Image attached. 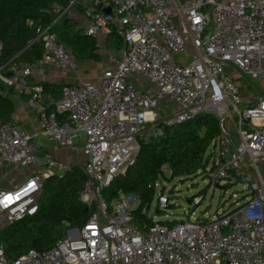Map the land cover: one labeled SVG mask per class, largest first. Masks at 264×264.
<instances>
[{
    "label": "built area",
    "instance_id": "obj_1",
    "mask_svg": "<svg viewBox=\"0 0 264 264\" xmlns=\"http://www.w3.org/2000/svg\"><path fill=\"white\" fill-rule=\"evenodd\" d=\"M95 3L110 12L85 7L84 33L105 36L114 26L122 45L107 53L111 66L96 82L79 78L64 84L60 97L49 103L42 102V87L35 84L28 102L37 111L35 135L58 148L80 145L85 181L79 199L95 210L50 249H28L6 259L0 246V264H264V88L242 97L244 90L234 80L240 74L264 82V0ZM49 28H36L42 56L1 64L0 79L11 83L32 75L47 61L77 69ZM139 78L151 90L139 89ZM203 114L217 119L219 134L208 146L201 173L218 187L241 183V201L206 220L192 217V210L171 226L153 219L135 223L133 194L119 192L107 205L103 189L133 162L143 135ZM33 138L13 121L0 124V163L23 171L19 184L0 188V229L34 215L43 180L72 167L50 152L38 153ZM203 197L192 196L190 204ZM168 205V196L159 193L157 211Z\"/></svg>",
    "mask_w": 264,
    "mask_h": 264
},
{
    "label": "trees",
    "instance_id": "obj_2",
    "mask_svg": "<svg viewBox=\"0 0 264 264\" xmlns=\"http://www.w3.org/2000/svg\"><path fill=\"white\" fill-rule=\"evenodd\" d=\"M70 0H0V65L10 62H31L42 56L41 40L36 28L47 27L57 41L77 60L101 59L98 50L100 38L88 36L76 23L60 12ZM95 10H99L94 5ZM58 9V11H54ZM59 15V16H58ZM31 22V24L29 23ZM122 39L111 25L104 37L106 49H119ZM27 77V76H24ZM42 95L59 98L63 85L38 81ZM13 87L0 80V124L12 122L15 104L11 98ZM47 100L43 103H49ZM158 133L149 134L140 141V149L124 174L113 178L102 191L109 206L119 192L133 194L137 204L132 210L137 224L150 223L141 211L149 207L155 193V184L161 180L187 177L203 167L210 143L219 134L217 119L203 114L192 121L157 127ZM164 170L169 173L166 177ZM85 174L79 165L66 170L62 176L51 175L42 182L38 210L0 229V246L6 259H14L28 249L47 250L63 238L68 228H80L95 210L93 203L79 199ZM170 205V204H169ZM168 205V206H169ZM159 212V211H157ZM176 220L158 221L172 225Z\"/></svg>",
    "mask_w": 264,
    "mask_h": 264
},
{
    "label": "crops",
    "instance_id": "obj_3",
    "mask_svg": "<svg viewBox=\"0 0 264 264\" xmlns=\"http://www.w3.org/2000/svg\"><path fill=\"white\" fill-rule=\"evenodd\" d=\"M71 1L72 0H70V2ZM95 1L96 0H75V2L72 3L69 9L64 12V15L73 20L76 23V26L82 29V31H84V28L87 25V18L83 13L84 8L87 6H91L94 8V5L97 6ZM104 37L105 36L98 37L101 39L98 50L101 59L99 61L76 60L77 69L75 71L58 68L54 66L51 62L47 61L39 65L34 71V73L27 77L17 76L15 79L11 78V83L0 79L6 85L13 87V92L11 94V98L15 104V111L12 119L13 122L22 131H26L34 135L33 141L36 145L38 153L50 152L55 155L57 159L63 161L68 166L80 165L83 162L84 157L82 155L81 147L80 145H77L74 148L69 149L71 152L68 153L71 154L73 160V163L69 164L65 160L66 157L61 153L63 152L62 150H60L61 148L55 147L52 143L48 142L43 137L34 134L38 132L37 111L28 103L30 99V88L33 85L37 84L38 81H45L47 83L64 85L71 83L72 81L76 82V80L80 78L89 79L93 82H96L97 77H99L102 70L111 66L106 60L107 53L116 50V48L106 49L104 47ZM91 71H95V73H92ZM82 72L88 73V75L90 74V77H92L93 79L81 78L80 73ZM138 80L139 83L137 82L136 85L139 89L145 91L151 90L152 86L145 79L139 78ZM52 95L44 93L42 95V102H46L47 100L53 102L57 100V98H53ZM22 176L23 171L21 168H14L11 165L0 163V188H9L13 187L16 184H19L22 180Z\"/></svg>",
    "mask_w": 264,
    "mask_h": 264
},
{
    "label": "rangeland",
    "instance_id": "obj_4",
    "mask_svg": "<svg viewBox=\"0 0 264 264\" xmlns=\"http://www.w3.org/2000/svg\"><path fill=\"white\" fill-rule=\"evenodd\" d=\"M180 58L179 54H175L173 57ZM95 73V71H91ZM81 78H90L91 75L88 73H80ZM236 83L242 88L241 96H244L245 91H250L251 89H262L264 88V82L260 83L255 80H250L243 75H236L234 77ZM72 81L71 83H74ZM229 124H225L228 127ZM146 127L151 128L150 124ZM150 132V130H149ZM158 129L156 133H158ZM148 134L143 135V139H146ZM70 148H61V152L66 158V162L73 163L72 156L69 150ZM208 152V149H207ZM207 155V153H206ZM200 168L195 174L187 177H175L168 178V180H161L155 188V193L153 199L149 203L147 209L146 217L153 219V221H169V220H184L190 211H194L192 217L199 219H209L216 216L217 213L227 210L229 207L233 206L234 200H242L244 191H242V184H233L217 187L215 183L209 182L206 177H203ZM166 177H169V173L164 170ZM17 182V181H16ZM163 193L169 198V206L163 211L157 212V197L159 193ZM232 193L237 194V198L232 196ZM124 194V193H123ZM204 197L202 201L196 205L192 206L189 199L194 195H201ZM128 195V194H125ZM65 236V235H64Z\"/></svg>",
    "mask_w": 264,
    "mask_h": 264
},
{
    "label": "water",
    "instance_id": "obj_5",
    "mask_svg": "<svg viewBox=\"0 0 264 264\" xmlns=\"http://www.w3.org/2000/svg\"><path fill=\"white\" fill-rule=\"evenodd\" d=\"M97 7H98L99 9H101L103 12H106V13L110 12V7H109V6L102 7V3H97ZM7 74H9V73H7ZM216 186H217V185H216ZM217 187H218V186H217Z\"/></svg>",
    "mask_w": 264,
    "mask_h": 264
}]
</instances>
